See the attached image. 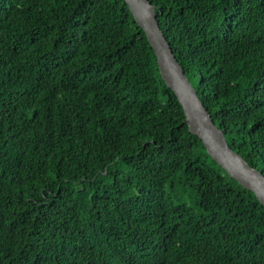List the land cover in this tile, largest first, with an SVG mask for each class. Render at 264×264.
<instances>
[{
    "label": "trees",
    "instance_id": "16d2710c",
    "mask_svg": "<svg viewBox=\"0 0 264 264\" xmlns=\"http://www.w3.org/2000/svg\"><path fill=\"white\" fill-rule=\"evenodd\" d=\"M148 1L264 175V0ZM184 120L123 0H0V264H264V207Z\"/></svg>",
    "mask_w": 264,
    "mask_h": 264
},
{
    "label": "water",
    "instance_id": "95a60500",
    "mask_svg": "<svg viewBox=\"0 0 264 264\" xmlns=\"http://www.w3.org/2000/svg\"><path fill=\"white\" fill-rule=\"evenodd\" d=\"M146 38L156 57L161 78L178 99L185 124L191 134L203 143L207 154L244 189L252 192L264 207V175L249 166L229 148L224 133L212 121L197 92L184 74L162 33L155 7L148 0H123Z\"/></svg>",
    "mask_w": 264,
    "mask_h": 264
}]
</instances>
